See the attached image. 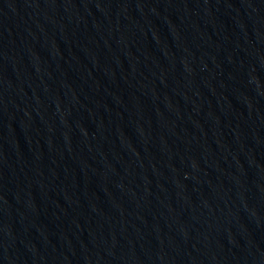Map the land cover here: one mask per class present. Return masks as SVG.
Instances as JSON below:
<instances>
[{
    "label": "water",
    "instance_id": "95a60500",
    "mask_svg": "<svg viewBox=\"0 0 264 264\" xmlns=\"http://www.w3.org/2000/svg\"><path fill=\"white\" fill-rule=\"evenodd\" d=\"M0 264H264V0H0Z\"/></svg>",
    "mask_w": 264,
    "mask_h": 264
}]
</instances>
